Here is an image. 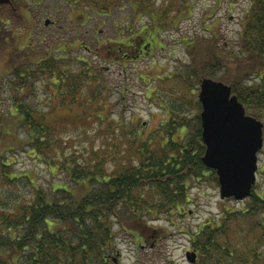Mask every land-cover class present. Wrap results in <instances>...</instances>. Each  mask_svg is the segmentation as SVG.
I'll return each mask as SVG.
<instances>
[{
  "label": "trees",
  "instance_id": "trees-1",
  "mask_svg": "<svg viewBox=\"0 0 264 264\" xmlns=\"http://www.w3.org/2000/svg\"><path fill=\"white\" fill-rule=\"evenodd\" d=\"M79 1L80 4L87 1V4L80 5V12L70 13L75 21H88L94 14L101 15V11L110 13L113 7L110 0ZM131 6L134 16L149 17L145 22L141 20L143 24L136 32L140 34L137 42L145 38L155 47H165L167 43L162 44L161 32L171 26L178 29L183 11L178 9V14L169 18L171 12L166 7L159 8L150 0H135ZM25 20L17 0L11 4L1 3L0 42L9 33L4 25H21ZM101 35L100 32L94 34L96 56L118 63L122 69L136 62L137 59L132 60L134 53L128 43L114 37L102 39ZM7 37L15 41V45L8 44L14 48L11 55L15 57L10 58L0 72V264H99L104 254L117 245L112 219H120L119 213L134 218L139 224L136 230H151L155 227L140 220L147 215L153 220L154 214H167L170 210L184 211L183 204L188 201V190L194 178L208 175L219 183L216 170L202 161L206 146L202 141L200 113L191 118L192 125L185 120L189 116L180 120V113L190 111L188 106L176 109L186 104L184 101L176 105L163 104L167 119L160 122L153 136L134 129L136 124L144 128L143 122L132 119L130 129L129 123L120 120L121 130L133 135L129 146L134 152L119 164L116 161L113 169L107 168L108 160L103 156L81 160L75 153L63 154L56 125L35 102L37 90L45 88L55 101L60 95L61 105L66 107L80 102L89 110L95 101L94 109L100 105L108 109L106 93L112 87L107 69L94 62L92 55L91 58L74 55L71 48L84 46L93 52L88 44L79 41L70 44L62 39L56 46L36 45L35 48L29 37L21 43L11 35ZM183 40L190 56L186 74L182 76L185 83L198 86L205 76L221 79L232 86L247 112L261 119L260 110H264V0H252L245 11L238 39L240 61L236 63L235 72L228 68L226 60L230 63V56L221 53L224 45L219 42L216 31L210 37L192 35ZM203 47L212 51L206 54V60H201ZM220 71L228 73L218 78ZM5 83L8 87L4 89L2 84ZM119 85L120 98L127 101L129 88L125 80ZM6 100L7 107H3ZM190 100L193 109L202 108L200 100ZM156 135L160 137L158 144L153 141ZM20 149L46 163L55 174L63 171L73 185L56 183L45 188L39 183L38 172H18L13 156ZM259 173L264 178V164ZM258 186L257 183L253 186L245 205L225 207L220 218L204 222L193 234V244L199 248L205 264H248L259 255L264 257V193L256 190ZM146 187L157 191L152 199L144 193Z\"/></svg>",
  "mask_w": 264,
  "mask_h": 264
},
{
  "label": "rangeland",
  "instance_id": "rangeland-1",
  "mask_svg": "<svg viewBox=\"0 0 264 264\" xmlns=\"http://www.w3.org/2000/svg\"><path fill=\"white\" fill-rule=\"evenodd\" d=\"M133 1L135 0H110L113 5L110 13L103 14L104 11H101V15L94 14L88 21L90 23H99V26L106 30L101 35L102 39L116 37L120 25L125 24L129 27L135 21L139 23L143 19L145 22L149 18L134 16V10L131 6ZM150 1L159 8L166 7L167 11L171 12L167 16L169 18L177 15L176 11L180 9L183 11L182 18L178 23V29L171 26V28L162 32V40L164 41L162 44L167 43L165 48L158 46L152 55H147L136 60V62H131L128 65L130 70L128 76L119 74V71L122 70V65L105 61L100 55L96 56L95 48L97 47V42L92 34H88L86 37V43L93 50L92 53L86 50L84 46L82 48H71V52L74 55H82L84 57L92 55L94 62L106 67V75L111 81L112 87L106 93L108 109L103 105H100L98 109H94L95 101L89 110L80 102H73L68 104L69 107H66L61 105L60 95L56 97L55 101L54 96L51 99V93L45 88L37 90L35 102L39 108L46 110L48 120L56 125L57 138L62 144V149H64L63 154L75 153V156L81 160H93L103 156L108 160L106 161L107 168L113 169L112 167L116 161L119 164V162L128 159L134 152V149L129 146L133 135L121 130L119 127L120 120L129 123L130 129L133 127L132 119L138 120L139 123L143 122L144 128L136 124L134 129L144 130L147 133H152L150 135L153 136L160 126V122L167 119V116H165L166 111L163 107L164 103L176 105L180 101L186 102L183 106H177L176 109L188 106L190 111L180 113L179 117L180 120H183V118L189 116L185 120L192 125L193 120L191 118L196 113H200L202 108L200 110L193 109V101L190 99L199 100L200 84L198 86H193L191 83L186 84L182 77L183 74H186V63L190 61L183 37H191L192 35L210 37L212 32L216 31L219 42L222 47L224 45L221 53L230 56V63L228 59L226 60L229 64L228 68L232 71L235 70L236 63L239 60L237 57L240 52L238 39L242 29V19L252 0ZM17 2L22 6L23 12H27L30 7L31 15L41 18L42 23L37 26L33 19H26L21 25L12 23L4 25V30H8L9 33L0 42V72L4 70L6 62L10 58L14 59L15 57L11 55L14 48L8 45L9 43H14L15 45V41L7 36L11 35L16 41L21 43L30 36V33H33L29 37V42L35 48L36 45L48 46L49 44L56 46V42H60L63 38L70 39L67 34L60 35L56 34L55 31L51 32V26L45 25L44 22L46 15H50L52 18L56 16L54 13L56 9L57 11L59 9L54 7V5L59 4L61 6V0H17ZM11 3H13V0L8 4ZM83 4H87V1L83 2ZM64 20L69 25L71 18L67 17ZM103 21H107L106 26L101 24ZM120 28L124 29L123 27ZM203 50L204 54L201 60H206L208 58L206 54L212 51L205 47H203ZM103 53L101 52L102 55ZM138 72H142L141 74L145 78H141L140 76L142 75L140 74L136 76ZM227 73V71H220L216 77L219 78ZM179 74H181V77H179ZM254 78L255 80L258 79L256 76ZM123 79L129 88L126 91L127 101L124 98H120L121 85L119 83L122 84ZM37 85H42V82H37ZM2 87L4 89L8 87V83L2 84ZM155 96L161 98H156ZM164 98L167 99L163 102ZM7 104L8 101L6 100L3 103V107H7ZM260 112L263 114L261 120L264 122V110H260ZM188 128L192 130L191 126H188ZM158 140H160V137L156 135L153 141L158 144ZM60 152L62 154V151ZM32 156L33 154H29L24 149L17 150L13 156L16 161L14 163L15 169L18 172H38L39 183L45 188H49L56 183L73 185L66 178L63 171L59 170L55 174L54 170L49 168L46 163ZM59 157H62V155H59ZM263 160L264 151L262 149L259 152V171L263 167ZM260 175L258 173L257 184L259 186L256 190L259 193H264V178ZM145 189L144 193L148 198L152 199L157 193L156 190L150 187ZM187 197L188 201L186 200V203L183 204L184 211L173 210L172 212L170 210L167 214H154L156 217L153 220L150 215L140 220L144 224H149V226L151 224L153 228L155 227L154 229L162 233L163 237L160 240L162 246V250L160 249L161 256H169V258L181 262V264H185V250L193 242L192 235L198 231L200 225L208 220L212 221V218H220L225 207L236 208L243 206L249 199L246 198L242 201L222 199L219 183L212 180L208 175L202 176L200 179H193ZM119 215L120 219L114 217L112 220L114 221L116 233L115 242L122 251L123 262L130 263L142 259L141 255L135 252L134 238L131 236V231L139 229L137 228L139 224L128 215L124 216L123 213H119ZM147 252L149 251L147 250ZM152 252L154 253V249H152ZM248 264H264L263 255H259L258 259H251Z\"/></svg>",
  "mask_w": 264,
  "mask_h": 264
},
{
  "label": "water",
  "instance_id": "water-1",
  "mask_svg": "<svg viewBox=\"0 0 264 264\" xmlns=\"http://www.w3.org/2000/svg\"><path fill=\"white\" fill-rule=\"evenodd\" d=\"M199 99L202 141L206 146L202 161L216 170L221 198L243 200L251 195L257 182L264 122L248 114L232 86L222 80L202 78Z\"/></svg>",
  "mask_w": 264,
  "mask_h": 264
},
{
  "label": "flooded vegetation",
  "instance_id": "flooded-vegetation-1",
  "mask_svg": "<svg viewBox=\"0 0 264 264\" xmlns=\"http://www.w3.org/2000/svg\"><path fill=\"white\" fill-rule=\"evenodd\" d=\"M62 5L59 6V4H55L54 7H57L59 10L55 11L53 18L50 15H46L45 17V24L46 20L50 19L49 27L51 26V32L55 31L56 34L60 35H66L70 38H63L66 39L68 42L74 43L76 41H79L82 44H87L86 37L88 34H92L94 36L95 32H100L102 34L103 32H106L105 29H103L101 26H99V23H90L88 21H75L73 20V16L71 17V12H80V5H83V3H79V0H61ZM25 19H29L35 22V24L41 25L42 19L36 18L31 15V9L29 7V10L27 12L24 11ZM73 14V13H72ZM27 15V16H26ZM52 15V14H51ZM51 17V18H50ZM69 17L71 18V21L68 24L65 22V18ZM76 17V16H75ZM140 23V24H139ZM135 21L131 26L127 27V25L118 23L119 29L117 31V36L115 40H124V43H128L130 45L131 51L134 53L131 57L132 60H139L145 56H150L153 54L155 49H157L158 45L156 47L154 46V43L151 41H147L145 38H140V42L138 43L137 40H139V35L136 34L138 28L142 26L143 22ZM102 25H107V21H103L101 23ZM98 26V27H97ZM123 27L124 29L120 28ZM164 32V31H163ZM170 33V32H169ZM168 33V34H169ZM115 34V35H116ZM162 34V32H161ZM65 37V36H64ZM95 38V36H94ZM80 39V40H79ZM165 48L164 46H161ZM121 49V48H120ZM122 50V49H121ZM130 57V58H131ZM120 65V64H119ZM130 70L129 69H122L119 71V74L128 76ZM131 236L134 238V246L136 249V253L141 255L142 259H138L134 262L125 263L122 259V251L118 248V245L114 247V249H111L109 253L104 254V257L102 262L99 264H181V262L172 260L169 258V256L163 257L161 256V250L162 246L160 244V240L162 239L163 235L162 233L157 229H151V230H134L131 231ZM193 239V235H192ZM152 249H154V253L152 252ZM161 249V250H160ZM147 250L149 252H147ZM185 264H205L203 261L200 250L197 246L193 244V242L190 244L189 247L185 250Z\"/></svg>",
  "mask_w": 264,
  "mask_h": 264
},
{
  "label": "bare ground",
  "instance_id": "bare-ground-1",
  "mask_svg": "<svg viewBox=\"0 0 264 264\" xmlns=\"http://www.w3.org/2000/svg\"><path fill=\"white\" fill-rule=\"evenodd\" d=\"M210 168V167H209Z\"/></svg>",
  "mask_w": 264,
  "mask_h": 264
}]
</instances>
